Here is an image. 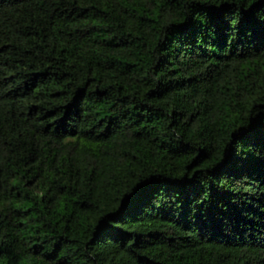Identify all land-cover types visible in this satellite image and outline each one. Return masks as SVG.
I'll use <instances>...</instances> for the list:
<instances>
[{
  "label": "trees",
  "instance_id": "16d2710c",
  "mask_svg": "<svg viewBox=\"0 0 264 264\" xmlns=\"http://www.w3.org/2000/svg\"><path fill=\"white\" fill-rule=\"evenodd\" d=\"M0 264H264V0H0Z\"/></svg>",
  "mask_w": 264,
  "mask_h": 264
}]
</instances>
